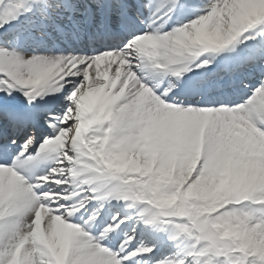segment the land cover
I'll return each instance as SVG.
<instances>
[{
  "label": "snow or ice",
  "instance_id": "snow-or-ice-1",
  "mask_svg": "<svg viewBox=\"0 0 264 264\" xmlns=\"http://www.w3.org/2000/svg\"><path fill=\"white\" fill-rule=\"evenodd\" d=\"M0 264H264V0H0Z\"/></svg>",
  "mask_w": 264,
  "mask_h": 264
}]
</instances>
